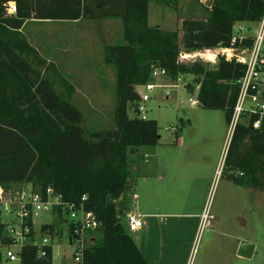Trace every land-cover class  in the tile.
I'll use <instances>...</instances> for the list:
<instances>
[{"label":"trees","instance_id":"obj_1","mask_svg":"<svg viewBox=\"0 0 264 264\" xmlns=\"http://www.w3.org/2000/svg\"><path fill=\"white\" fill-rule=\"evenodd\" d=\"M177 8L179 0H160ZM16 4L9 14L8 4ZM151 0H0V186L30 185L37 194L52 189L64 205L84 204L100 223L91 232L83 264H150L122 218L128 211L125 193L130 190L129 150L157 146L161 135L156 120L130 118L138 106L137 91L150 82L153 67L166 70L172 81L192 75L198 86L197 101L206 110L225 113L230 126L240 95L246 66L219 57L217 64L181 61V54L196 55L219 47L230 48L236 23H258L264 0H211L203 19L186 18L180 31H164L149 25ZM122 20L124 44L106 45L104 63L116 74L115 128L87 134L85 117L72 102L74 84L54 62L41 56L25 37L32 22ZM247 38L241 45L252 48ZM137 113V110H136ZM259 121V128L254 124ZM233 184L264 193V117L244 114L234 127L222 175ZM16 186V187H15ZM85 198V200H84ZM45 224L41 233L54 241L62 238L58 223ZM28 224L33 227L31 221ZM60 225V224H59ZM68 235L73 227L67 226ZM36 233L32 231V237ZM0 238L11 243L0 223ZM0 264H9L0 252ZM19 264H54L51 248L38 259V248L25 246Z\"/></svg>","mask_w":264,"mask_h":264},{"label":"rangeland","instance_id":"obj_2","mask_svg":"<svg viewBox=\"0 0 264 264\" xmlns=\"http://www.w3.org/2000/svg\"><path fill=\"white\" fill-rule=\"evenodd\" d=\"M204 7L195 0H179L175 9L151 0L149 25L181 32L184 19L206 17ZM239 25L246 28L244 35H255L259 27L248 22ZM24 35L42 57L57 65L62 75L84 72L72 102L85 117L87 134L114 129L116 74L105 65L103 50L106 45L125 43L122 20L32 22ZM205 52L183 62L213 64L217 50ZM193 80L187 75L178 81L160 77L152 82L156 88L146 104L147 118L158 122L161 140L157 146L129 150L130 190L125 193L128 211L122 223L126 226L128 212L146 215L144 233L127 234L137 241L150 264H264V193L239 187L230 182L227 173L222 175L224 162L221 167L220 156L228 133L225 113L199 106L198 86L195 92L187 89V85H194ZM260 81L264 89V71ZM137 91L144 93L142 87ZM250 107L247 102L246 108ZM136 110L137 106L135 111L130 108V118L136 116ZM156 160L168 172L165 183L160 186L159 182L152 196L147 177ZM135 194L139 195L138 202L133 199ZM55 220L59 221L58 215L43 214L35 221L38 240L42 239V226ZM57 229L62 238L53 242L64 247L61 256L66 255L65 263L71 264V249L66 243L68 228L58 223ZM242 243L255 246L252 258L238 255ZM56 264H62V260H56Z\"/></svg>","mask_w":264,"mask_h":264},{"label":"built area","instance_id":"obj_3","mask_svg":"<svg viewBox=\"0 0 264 264\" xmlns=\"http://www.w3.org/2000/svg\"><path fill=\"white\" fill-rule=\"evenodd\" d=\"M195 1L207 6L211 0ZM8 12L9 14L16 12V4L14 2L8 4ZM239 24L236 23L234 25L232 47L215 49V52L217 50L216 58L212 62L217 64L218 58L223 57L227 61L235 60L246 66L244 76L238 80L240 95L234 110L232 127H235L241 116L247 113L259 114L260 118L264 117V89L260 81V75L264 71V15L262 20L257 23L259 27L255 35H244L246 28ZM247 38L253 39L252 48L241 45ZM205 51L209 52L211 50ZM189 57L191 55L183 53L180 59L184 61L189 59ZM160 77H168L166 70L160 67H153L151 78L155 80ZM142 88L144 93L140 94L141 98L136 114L137 118L147 120L148 110L146 104L151 100V94L154 92L156 85L150 82L142 86ZM247 102H250L252 107L246 108ZM192 103L195 105L197 102L193 101ZM259 124L260 122L257 121L254 127L259 128ZM146 162H148V156H146ZM133 199L136 202L138 195L135 194ZM60 209L67 216L63 225L73 227V234L71 237L68 235L66 242L67 247L71 249V264H83L84 250L93 242L90 233L97 231L100 227L96 216L92 212H88L84 204L73 203L64 205L61 196L55 194L52 189H49L46 196H44L43 194L34 193L30 186L20 189H5L0 186V223L6 226L7 235L11 238L9 245H6L0 238V252L7 263L19 264L23 248L34 245L38 248V259L46 258L48 256V248H51L54 264H56V260H62V264H69L65 263L67 256L64 254L61 256V250L64 247H59V244L54 243L49 235L41 233L42 239L40 240L37 239L36 235L32 237L35 221L43 214H52L55 210L58 213ZM6 217H10L11 220H6ZM143 219L144 217L137 213L128 212L126 215L128 231L137 233L142 230L144 227ZM28 221L32 222L33 227L28 224Z\"/></svg>","mask_w":264,"mask_h":264},{"label":"crops","instance_id":"obj_4","mask_svg":"<svg viewBox=\"0 0 264 264\" xmlns=\"http://www.w3.org/2000/svg\"><path fill=\"white\" fill-rule=\"evenodd\" d=\"M82 20L80 21H75V22H66V23H80ZM79 71V70H78ZM66 78L69 79L73 84L74 86H77L78 87V81H82L83 79L81 78H84V72L82 71H79L77 72L76 74H65ZM76 79H78L76 81ZM76 87V90L78 92V89ZM233 130H234V126L232 127L231 125L229 126L228 125V133H227V137L225 138V140L223 141V145H222V152H221V156H220V165L222 167V164L225 160V157H226V153H227V150H228V147H229V143H230V140H231V137H232V133H233ZM149 164V162H146ZM221 167H219V169H217V174L219 175L220 174V170H221ZM149 173L151 175H149L147 177V183L149 181H151V195L153 196L156 191H157V187H158V184L160 182V186L161 184H164L165 183V179H166V172H168L163 164L160 163V161L156 160V162H154V166L152 165L151 167H149ZM155 172V173H154ZM232 183V182H231ZM138 195V194H136ZM138 200H139V195H138ZM138 200L136 202H138ZM149 203V202H148ZM153 209V208H152ZM158 210V209H157ZM139 215H141V213H138ZM143 217H145L146 215L143 214L142 215ZM150 217L151 216H154L153 214H150L149 215ZM144 227H145V224H144ZM144 227L142 228V230H140L139 232L137 233H144ZM137 245V241L135 239H133ZM138 246V245H137ZM141 251V250H140ZM255 252V250H254ZM144 255V254H143ZM254 255V254H253ZM144 257L146 258V256L144 255ZM147 260V259H146ZM148 261V260H147Z\"/></svg>","mask_w":264,"mask_h":264},{"label":"water","instance_id":"obj_5","mask_svg":"<svg viewBox=\"0 0 264 264\" xmlns=\"http://www.w3.org/2000/svg\"><path fill=\"white\" fill-rule=\"evenodd\" d=\"M255 246L249 243H242L238 255L242 258H252L254 254Z\"/></svg>","mask_w":264,"mask_h":264}]
</instances>
